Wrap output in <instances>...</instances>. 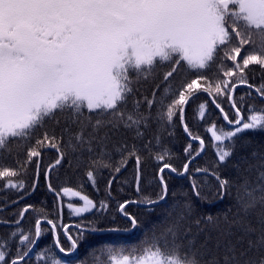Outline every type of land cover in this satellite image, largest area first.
<instances>
[{"label":"snow or ice","instance_id":"snow-or-ice-1","mask_svg":"<svg viewBox=\"0 0 264 264\" xmlns=\"http://www.w3.org/2000/svg\"><path fill=\"white\" fill-rule=\"evenodd\" d=\"M257 72L260 83H249V75ZM157 75L165 84L160 95H141L137 85ZM240 85L251 90L249 96L254 92L264 100V0H0V190L23 191L29 166L35 169V190L40 159L54 149L57 159L45 169V180L57 197L58 211L62 193L83 202L67 204L76 216L103 215L106 200L95 201L69 186L53 188L48 180L52 168L71 150L95 185L97 172L108 168L119 173L132 159L139 192L141 163L148 156L159 165L161 188L155 198L143 201L151 211L167 200L165 175H191L189 165L204 151L205 140L184 122V108L194 96H227L234 110L231 119L223 114L227 128L212 123L205 129L217 166L232 161L242 134L264 132V107L250 105L245 115L232 99ZM199 108L203 120L206 105ZM177 121L190 138L180 169L170 162L168 146ZM114 155L120 157L115 165L110 163ZM232 167L235 179L195 169L214 176L218 199H235L238 212L228 221L223 243L198 244L190 227L181 230L192 211L186 205L151 240L98 249L93 264H264V152L240 155ZM192 187L199 196L195 181ZM127 203L135 201L118 204L117 211L135 230L140 221L125 211ZM32 208L25 206L14 220L0 219L10 228L0 236V264H78L77 238L67 235L66 227L67 249L57 234V253L31 255L42 221L38 218L27 231L21 222ZM194 222L202 231V222L214 226L216 219ZM46 223L56 228L51 219ZM88 230L94 229L81 228L79 235Z\"/></svg>","mask_w":264,"mask_h":264},{"label":"trees","instance_id":"trees-1","mask_svg":"<svg viewBox=\"0 0 264 264\" xmlns=\"http://www.w3.org/2000/svg\"><path fill=\"white\" fill-rule=\"evenodd\" d=\"M248 80L249 83H260L259 72L254 76L249 75ZM157 85H159V89H157ZM137 87L141 95L150 96L153 91H157L159 96L165 84L162 82V76L157 75L155 78L142 80ZM250 91L246 85H240L232 96V99L236 101V106L245 115L250 105H255L256 108L264 107V100L254 92L249 96ZM241 97H243V101H241ZM201 104L206 105L203 120L199 118V106ZM216 104L220 105L223 113L215 106ZM224 113L228 114L229 119L234 115V110L231 108L227 96L212 97L201 93L198 98L194 96L185 106L184 122L187 123L193 135H198L205 140L204 151L189 165L191 175L178 176L175 173L165 175L168 184L167 200L156 205L151 211L146 209L143 201L146 197L155 198L161 191L157 176L159 167L157 161L148 156L142 159L140 191L137 192L134 160L129 159L126 167L121 168L119 173H114L108 168L100 170L96 174L95 185H93L86 178L85 163L81 161L77 165L78 154L71 152V150H66L65 158L61 164L52 168L48 180L57 191L69 186L80 191L82 195H88L95 201L106 200L108 211L103 215L87 213L84 216H76L64 204L70 198L63 196L62 193L59 198L62 208L58 211L57 197L49 191L45 180V169L53 165L57 159V153L53 149L46 151L40 159V172L35 190H32L33 182L36 180L33 166H29L23 176L26 185L23 191L0 190V219L14 220L22 208L32 205L33 208L24 214V219L21 222L27 231L34 228L38 218L42 221L41 236L31 255L34 257L36 252L40 250H47L53 254L57 253L55 244L57 234L60 244L67 249L70 241L63 231V228L66 227L67 235L77 238L78 264H93V253L109 245L116 248L134 247L151 240L154 233L159 234L160 231L172 224L186 205H190L192 211L183 222L181 230L183 227H190L192 233L196 234L198 244L207 241L209 247H213L217 242L223 243L227 238L228 221L234 219L238 212L235 199L232 196H226L222 200L218 199L217 182L214 176L206 175L204 172L197 173L195 169H208L209 172L215 170L222 177L235 179L237 174L232 167V162L237 161L240 155H247L253 149L264 152V132H246L236 142L237 149L232 161L227 165L217 166V157L210 143V134L206 133L205 129L212 123L216 124L218 129L221 126L227 128V122L223 119ZM189 142V136L184 132L181 123L177 121L174 125V135L168 140V146L171 149L170 162L178 169L185 162L184 149ZM242 145L245 147H241ZM192 146L195 150L198 147L197 142L192 141ZM119 159L118 155H114L110 163L115 165ZM252 163H256V161H252ZM113 177L115 178L113 179ZM252 178L255 179L254 172ZM109 180H112L110 189L108 188ZM193 181L198 185L199 196L193 191ZM126 201H135V203H127L125 207L126 212L140 221L139 227L135 230L130 228L127 218L117 211V205ZM77 202L79 203V201ZM79 205L81 204L79 203ZM208 216L214 217L216 224L213 226L202 222L200 225L202 231L198 230L194 221L196 219L203 221ZM47 219H51L56 224L54 230L51 225L46 223ZM250 219L253 220L254 224L257 222L255 217H250ZM81 228L94 230L85 231L80 236ZM9 230V226L0 224V236H6ZM233 231H235L234 228ZM232 239L234 240L235 237ZM13 251H15L14 246Z\"/></svg>","mask_w":264,"mask_h":264},{"label":"rangeland","instance_id":"rangeland-1","mask_svg":"<svg viewBox=\"0 0 264 264\" xmlns=\"http://www.w3.org/2000/svg\"><path fill=\"white\" fill-rule=\"evenodd\" d=\"M68 197L70 198V200L64 202V204L66 205V207H67V204H68L69 202L74 203V204H76L77 206H80L79 203H80V204L83 203L82 201H79L78 198L71 197V196H68ZM77 201H79V203H78ZM67 208H68V207H67ZM70 211H71V210H70Z\"/></svg>","mask_w":264,"mask_h":264}]
</instances>
